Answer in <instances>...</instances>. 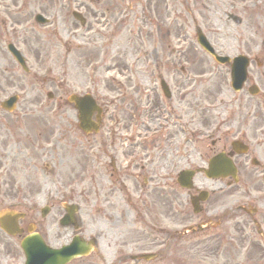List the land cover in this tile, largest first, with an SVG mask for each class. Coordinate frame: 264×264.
<instances>
[{"label":"flooded vegetation","instance_id":"af4514ba","mask_svg":"<svg viewBox=\"0 0 264 264\" xmlns=\"http://www.w3.org/2000/svg\"><path fill=\"white\" fill-rule=\"evenodd\" d=\"M47 1L59 4L60 9H64L65 17L72 18L70 13L74 9L82 13L84 25H79L73 18L71 20L74 26L82 27L84 33H76L66 23L65 38L67 67L72 70L76 65L74 61L76 55L78 57L76 62L79 65L82 63L80 66L84 74L82 77L80 75L79 83L86 86L107 83L102 76L106 52L110 54L109 67L124 65L127 69L126 64L120 60L124 57L123 51L115 53L113 41L120 34L126 21L135 20L133 25L136 31L142 33L146 29L145 35H152L153 21H156L157 31L163 30L162 34L165 36H170L171 32L178 36L184 33L181 30L184 28L187 7L185 0H178L177 6L172 0L171 11L167 5L169 0ZM21 4L20 11L28 8L26 0H22ZM159 4L162 5L161 9ZM6 6L5 12H10L18 6V0H10ZM188 10L191 12L189 8ZM239 14H244V8L240 9ZM231 16L229 18L231 23L240 26L239 32L244 33L245 17ZM51 19L53 32L57 34V25L61 20L57 10ZM0 20L5 24L1 16ZM145 22H148V26ZM20 23L21 21L17 22ZM15 33V30H12L6 34V38L10 41L9 37ZM11 42L15 48H19V40ZM243 42H246V38L241 41ZM124 47L128 51L131 50L127 45ZM176 48L177 51L175 47L171 49L172 53L177 52L172 60L176 59V65H179L181 57H184L182 54L185 48L180 44L176 45ZM156 50L150 49L147 52V59L156 69H163V65L169 63L171 56H167L168 51L163 46L161 56ZM10 57L11 61L0 62V104L13 92L26 91L25 83L30 86L26 91V97L16 96L12 110L3 109L0 105V197L5 198L4 203L15 202L13 208L19 211L22 210L20 207L26 206L30 209L35 207L34 197L40 190L43 138L46 139L53 130H45L43 135L41 109L37 106L40 103L37 88V84H40L38 62H29L30 66L26 70L18 65L13 56ZM181 70L184 72L185 68L182 67ZM182 72L176 76L175 72H169L167 67L164 76L160 72L145 76L143 80L148 83L142 88L134 87L142 77H115L112 83L119 87L112 89L114 99L106 101L107 104L102 102L104 98L99 94L97 87L85 86L86 92L95 98L102 109V123L97 139L90 140L89 136L82 134V140L76 143L81 144V154L85 158L96 147L98 155L93 154V161L100 166L99 172L105 175L106 168L105 160L101 163L100 157L108 158L110 176L115 174L120 185L128 181L131 185L129 191L135 196L133 209L119 210L117 220L119 225L113 230L105 229V234L109 235L108 240L112 244V251L106 253V257H102L103 264H138L132 260V256L141 251H151L158 255V259L164 260L170 251V244L185 242L193 243L196 260L198 257L200 261H217L213 262L214 264H240L238 260H259L264 264V197L256 195L261 190L259 179L262 173L259 159L261 147L264 148V130H261L263 127L260 124L258 134L250 135L246 128L251 117L252 120L261 122V102L250 118L246 109L248 85L252 78L247 75L231 103L236 105V110L231 111L229 118L221 123V125L228 123L229 128L226 132L224 130L218 132L219 121L216 116L201 110L206 108L201 106L202 93L199 91L201 82H197L194 87H185L186 80L195 82V78L182 76ZM161 81L167 85V92L164 94L157 92L156 85H160ZM197 111L201 117L196 115ZM109 112L116 118L121 117L115 126L111 125L110 119H106L109 118ZM151 112L153 118L149 117ZM141 115L150 118L149 122L156 127L155 131L160 132L158 136L161 137H153L146 142L142 140V136H133L123 148L122 129H135L138 124L137 117ZM68 126L72 127L71 124ZM140 131L148 132L144 129ZM74 132L61 128L57 133L58 139L65 140L59 144L65 154L68 153L67 149L71 151L74 149L75 142L72 141ZM185 133L189 136L180 140ZM106 134L108 135L105 136ZM54 142L58 144L59 140ZM233 142L238 144L237 150L243 149L244 153L234 151ZM107 145L112 149L110 156H107ZM185 147H188V152ZM50 149H55V146ZM119 154L126 157L123 158V164ZM217 154L232 160L237 180L242 182V193L234 192L236 185L231 183L234 179L227 172L222 173L219 178L207 176L205 170L209 160ZM125 163H128L127 166H124ZM84 169L86 170L85 166ZM184 171H187L188 175L191 173L193 181L192 188L186 190L178 181ZM88 173L96 175L95 168L91 167ZM246 180L254 181L252 184H246L243 182ZM214 181H220L223 187L217 188ZM5 207L6 204H0V210ZM170 208L174 212H171ZM255 218L263 229L259 235L261 247L251 242L248 250L256 247L258 252L241 253L239 251L245 250L252 238L249 235L250 223L257 221ZM233 220L237 221L236 225H232ZM191 225L195 226L191 237H186L182 232L172 228L176 226L183 229ZM21 226L24 228L25 225ZM116 246L121 248L116 249ZM143 246L145 250L133 252L138 248H144ZM234 257L236 261H233Z\"/></svg>","mask_w":264,"mask_h":264},{"label":"rangeland","instance_id":"374dc122","mask_svg":"<svg viewBox=\"0 0 264 264\" xmlns=\"http://www.w3.org/2000/svg\"><path fill=\"white\" fill-rule=\"evenodd\" d=\"M9 1L10 0H0V16L1 18H4L5 23L2 24L0 20V62L11 61V58L8 56L5 50L4 43L6 42V34L12 32V30H15L16 33L9 38L16 42L19 40V46L24 50L28 59L32 60L33 62H38L37 66L39 67V71H44V66L48 67L52 76L50 77L51 79L37 84V88H40L42 107L41 124L43 135L45 130H53V133L48 132L50 135L48 134L49 136H47L50 137L51 144L49 146H55V149L48 150L50 147L48 146L45 148L44 146H46V143H43L42 161L47 160L50 163H53V167L50 174L43 171L41 176H39L40 190L37 192L34 198L39 204H42L43 202H50L52 207L48 210L45 216H35L37 231L43 235V238L51 246L57 247L69 242L73 234L76 232L72 231L70 228L59 227L57 221L63 214L59 202L64 199H68L70 203H75L79 206L78 214L81 220L82 234L84 236H95V234L101 233L97 238L99 246L98 251L100 254L111 253L112 244L110 243L111 241L108 240L109 235L105 234V229L113 230L115 226L119 225L117 221L119 214L116 212L113 206V204L116 205L117 196L120 197L118 200L119 205L121 207L125 206H123V201L118 191V186L115 184L114 177L116 176L115 174L110 176V170L107 169V163L109 159L100 157L101 163L104 160L106 162L104 175L98 170V167L100 166L93 161V154L98 155L96 147L92 149L88 153L87 158H85L81 154V144L74 145L77 148L73 149L72 151L67 149V154H65L64 149L59 146V144L64 143L65 140L59 138V143L53 144L55 138L57 137V132L61 128L69 129L74 132L73 128L68 126L69 124L74 123V116L72 114V109L66 105L65 99L66 95L72 90H81L83 85L79 83L81 80L79 77L80 75L81 77L82 75L84 76L82 73V66H80L82 63L79 65L76 62V58H78L76 55L74 58L76 65L72 67V70L67 67L66 45H62L61 40L67 33L66 23L68 24V27L75 30L76 33H84V30L74 26L71 18L65 17L64 9H60L59 4H54L55 1L26 0L28 8H25L24 11H20L22 9V4L21 1L18 0L19 3L17 7H12L13 9L10 12H5V8L7 7L6 4H9ZM190 1L192 4L190 8L194 9V19L191 20L188 17L185 18L184 28L181 30L184 31V33L180 36L177 34H172V32L170 33V36L163 35V30L157 31V27L155 26L156 21H153L154 30L152 35H145L146 29L142 31L140 35H138L133 25L135 20L126 21L124 28H122L120 31V34L115 37V40L113 39V41H115L114 52L116 53L117 51H123L122 54L124 57L123 59H120L121 63L124 62L128 68L129 65H132V67L129 68L131 73L128 72V68L126 69L124 65L121 67H119V65L116 67L114 66L113 68L109 67L110 54L106 52L107 65L105 64L106 68L102 76H112L113 78L119 76L142 77L140 80H138L137 85H134V87H145L148 82L144 81L143 78L150 75L146 66V62L150 61L147 59V52L150 49H157V54L161 56V46H163L165 47V50L168 51L167 56L170 55L171 58L168 61L169 63L163 65V69L160 68L157 70V72H160L163 75L168 67L169 72H175L176 75L180 74L181 68L184 67L185 74L183 75L189 77L190 79L192 77H198L199 82H202L200 83L199 87V91L202 93L201 106L206 107L201 110H205L211 114H214L216 119L220 120L223 113L225 111H229L231 107L227 105V102H229L230 99H233V96L235 95H233L228 87L227 75L225 74L226 70L219 66L216 67L213 61L210 58L204 56L200 51L195 42L194 29L197 26L202 30V32H205L217 49L221 47L224 51H228L229 53L233 54L244 52L252 57H258V54L261 52V68L258 69L255 63L252 62L250 66V74L252 76V81L262 89L264 96V0H262V2L260 0V3L257 4L254 9L249 11L250 13L244 15L246 21L244 33L242 31L239 32L241 28L240 26H233L230 22H224L223 14L225 11L229 10L226 0H216L214 3L206 0H195V3H192L193 0ZM235 1L237 4L243 1L245 5H248L247 2L250 4L249 0ZM200 2H202L206 7L205 9H202L203 5ZM215 3L217 9L212 8V10L209 11L208 7L211 8ZM171 4L172 0H169V4L167 5L170 11L172 10ZM159 8H162L161 4H159ZM249 8H251V6H249ZM55 10H57L58 16L61 17V20H59L57 25V34H54L53 32V24L49 27H46L40 26L33 21V17L37 12H41L44 15L51 17ZM18 21H21V23L17 24ZM145 23L146 26H148V22ZM244 38H246V42L241 43ZM178 44L182 45L187 50L183 52L182 55L184 57H181L180 64L176 65L177 60H172V58L173 55H177V52L172 53L171 49L175 47L177 51L176 45ZM124 45H127L131 50L128 51ZM140 52L143 54L141 59L142 62L141 60L137 59V64L134 62V64H132L130 58L136 53L139 54ZM126 71L129 73L128 75H125ZM135 72L136 74H134ZM44 73L47 72L45 71ZM154 73L155 71L153 74ZM113 78L108 79V81H106L107 83L104 85L91 86L95 88L97 87L99 94H102L103 98L109 97L110 94H112V89L119 87L112 83ZM191 82L192 80H186L185 87H194L198 81L195 79V82ZM29 87L30 86L25 83V88L28 89ZM27 89L25 90L27 91ZM47 92H51L53 94L52 99H48L46 97ZM30 94L32 95V93ZM258 101L259 99L256 98H250L246 101V109L250 114L249 118L251 115L255 114L258 107ZM262 103L263 100H261V106ZM32 107L33 106H30V108ZM234 109L236 110V106ZM183 110L187 111L186 108H183ZM196 115L201 117L198 111L196 112ZM149 117H154L152 112L150 113ZM149 117L144 116L142 119H150ZM109 119H112V117L110 116ZM113 124L115 125V121ZM260 124L261 127H263L261 130H264V116H261V122L249 119L248 126L246 127L249 134L257 135ZM228 128L229 126L227 123L221 127V131L227 130ZM122 131V135L130 133L128 129H122ZM107 135L108 134L105 136ZM97 137L98 136L91 137L90 140L97 139ZM99 138L101 137L99 136ZM81 139L82 138L80 134L77 132L73 133V142L76 143ZM249 139L251 140L252 137H249ZM125 142L126 141H124L122 144L124 145ZM261 149V158L264 159V148ZM106 150L107 156H110L112 154L111 147H108L107 145ZM119 156L121 158V164H123V158L126 157L122 156L121 154H119ZM61 158L63 159L60 161L59 159ZM83 165L86 167V170L84 169ZM91 167L95 168L96 175L94 178L88 179L87 173L90 172ZM46 187L49 188L52 193L43 192L44 188ZM68 193L70 194L68 195ZM100 199L102 201H100ZM224 199H226V197H224ZM101 202L107 205L106 212L112 216L110 221H107L105 215L99 213L96 211V209H93L94 205H99ZM170 211L174 212L172 208H170ZM99 229L101 231L100 233H98ZM0 237L2 240L0 241V264H23V257L18 246V238H8L2 233H0ZM249 252L257 253L258 249L253 247V249H251ZM5 253L8 254L6 255ZM168 256V258H173L176 260H188V262H194L192 259L194 258L193 244L190 242H185L184 244H170ZM250 257L253 256L250 255ZM253 258L256 257L254 256ZM250 261V263L244 261L242 262L243 264H261V261L259 260ZM96 263V257H91L79 259L78 262L74 264Z\"/></svg>","mask_w":264,"mask_h":264},{"label":"water","instance_id":"95a60500","mask_svg":"<svg viewBox=\"0 0 264 264\" xmlns=\"http://www.w3.org/2000/svg\"><path fill=\"white\" fill-rule=\"evenodd\" d=\"M200 39V38H199ZM200 43L204 46L206 45L207 43L204 41V39L201 38L200 40ZM218 59V58H217ZM219 61L223 62L222 60L218 59ZM72 209V208H71ZM44 247V246H43ZM74 250H71V251H67V252H60L61 254H56L54 257H53V260L47 264H64L67 260H69L70 258L74 257L77 253V250L75 252H73ZM43 252H46L48 254L50 253H55V252H52V251H48V250H45V247L43 249ZM62 255V256H61Z\"/></svg>","mask_w":264,"mask_h":264}]
</instances>
